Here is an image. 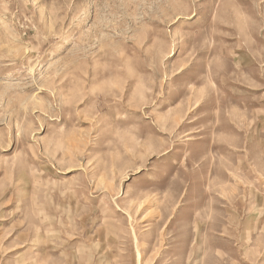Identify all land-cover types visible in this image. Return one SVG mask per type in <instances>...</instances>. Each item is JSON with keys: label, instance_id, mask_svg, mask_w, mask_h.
<instances>
[{"label": "rangeland", "instance_id": "374dc122", "mask_svg": "<svg viewBox=\"0 0 264 264\" xmlns=\"http://www.w3.org/2000/svg\"><path fill=\"white\" fill-rule=\"evenodd\" d=\"M0 264H264V0H0Z\"/></svg>", "mask_w": 264, "mask_h": 264}]
</instances>
